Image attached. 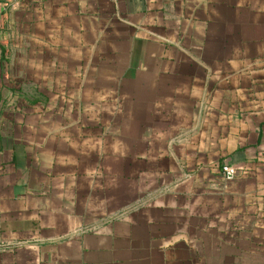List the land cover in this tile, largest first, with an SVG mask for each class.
<instances>
[{
    "label": "crops",
    "instance_id": "crops-1",
    "mask_svg": "<svg viewBox=\"0 0 264 264\" xmlns=\"http://www.w3.org/2000/svg\"><path fill=\"white\" fill-rule=\"evenodd\" d=\"M261 229L264 0H0V264H258Z\"/></svg>",
    "mask_w": 264,
    "mask_h": 264
},
{
    "label": "rangeland",
    "instance_id": "rangeland-1",
    "mask_svg": "<svg viewBox=\"0 0 264 264\" xmlns=\"http://www.w3.org/2000/svg\"><path fill=\"white\" fill-rule=\"evenodd\" d=\"M252 246H254L253 244H246V247H250V249L252 248ZM255 251H256V257H254L258 264H264V229H261L260 231V242H258V244L255 245ZM252 254V253H251ZM250 254V255H251ZM236 255H231L229 257V263H236ZM250 261L252 260L251 256H249ZM214 262H216V260H214Z\"/></svg>",
    "mask_w": 264,
    "mask_h": 264
},
{
    "label": "built area",
    "instance_id": "built-area-1",
    "mask_svg": "<svg viewBox=\"0 0 264 264\" xmlns=\"http://www.w3.org/2000/svg\"><path fill=\"white\" fill-rule=\"evenodd\" d=\"M221 171L224 178L227 180H233L237 176V169L230 164H224Z\"/></svg>",
    "mask_w": 264,
    "mask_h": 264
}]
</instances>
